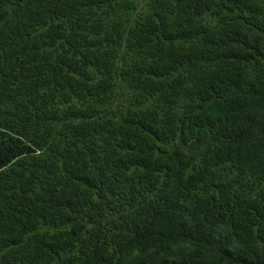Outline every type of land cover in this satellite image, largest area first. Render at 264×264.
Instances as JSON below:
<instances>
[{"label":"trees","instance_id":"obj_1","mask_svg":"<svg viewBox=\"0 0 264 264\" xmlns=\"http://www.w3.org/2000/svg\"><path fill=\"white\" fill-rule=\"evenodd\" d=\"M0 264H264V0H0Z\"/></svg>","mask_w":264,"mask_h":264}]
</instances>
